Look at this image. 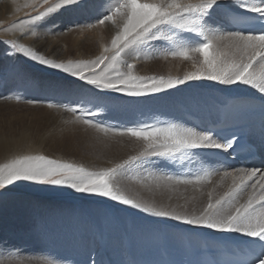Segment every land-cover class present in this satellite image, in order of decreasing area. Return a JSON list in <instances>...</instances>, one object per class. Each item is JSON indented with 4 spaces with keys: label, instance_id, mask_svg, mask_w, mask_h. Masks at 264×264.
Instances as JSON below:
<instances>
[{
    "label": "rangeland",
    "instance_id": "obj_1",
    "mask_svg": "<svg viewBox=\"0 0 264 264\" xmlns=\"http://www.w3.org/2000/svg\"><path fill=\"white\" fill-rule=\"evenodd\" d=\"M25 2L0 0V12L5 18L0 22V136L26 137L36 145L27 154H43L90 171L109 168L142 148L141 142L118 135L119 130L144 124L160 127L177 124L206 133V124L215 120L216 106L223 97L250 88L199 79L132 97L89 85L24 56L12 48L11 42L24 44L57 63L94 60L103 52V46L111 45L118 31V26L111 22L96 24L105 11L103 0H92L88 9L58 10L28 26L35 35L25 32L21 36L18 29L6 31L14 23L38 14L35 8L23 7ZM93 24L96 26L89 27ZM153 44L142 50L140 60H129L135 64V75L175 80L199 68L198 59L195 63L170 56L165 59L166 41ZM49 103L55 107L48 108ZM70 108L78 111L72 113L68 111ZM209 109L216 114L209 115ZM186 112L203 118L205 126H193L185 119ZM69 114L93 121L109 131L105 133L83 121L64 131ZM224 169L233 168L207 160L194 150L178 154L174 159L147 158L143 167H132L117 183L140 201L191 212L206 199L204 193L210 185L201 192L192 185L157 187L155 183L141 182V178L149 174L192 178L204 171ZM218 180L219 177H214L213 183ZM223 190V187L217 189ZM214 231L156 217L107 197L77 193L66 185L19 181L0 189V254L11 253L13 256L6 257H12L13 261L8 260L12 264H195L203 238L223 233ZM233 235L236 234L230 233L231 238H236Z\"/></svg>",
    "mask_w": 264,
    "mask_h": 264
},
{
    "label": "snow or ice",
    "instance_id": "obj_2",
    "mask_svg": "<svg viewBox=\"0 0 264 264\" xmlns=\"http://www.w3.org/2000/svg\"><path fill=\"white\" fill-rule=\"evenodd\" d=\"M108 4L109 0H103L105 11L96 24L111 22L118 26V31L111 45L103 47V52L94 60L57 63L16 41H12L11 46L41 65L59 69L97 88L123 92L132 97L157 93L173 84L199 79L221 85L249 86L264 96V0H111L110 7ZM44 5H48L47 8L39 11ZM90 6L92 0H58L57 3L26 0L23 7L35 8L38 14L14 23L6 31L18 29L21 36L25 32L35 35L28 26L61 9H88ZM161 40L168 43V50L163 53L165 59L170 56L194 63L198 59L197 71L175 80L135 75V64L129 60H140L143 49L153 47V42ZM47 106L55 107L52 103ZM68 111L76 113L78 110L70 108ZM83 122L105 133L109 131L88 119ZM117 134L141 142V150L98 171L43 154L17 155L0 164V189L19 181L66 185L77 193L107 197L156 217L254 238L261 242V250L253 253L248 264H264V168L204 171L192 178L151 174L141 178V182L155 183L157 187L192 185L201 192L210 185L204 193L206 199L191 212H178L175 208L140 201L128 195L117 183L118 178L125 176L132 167H143L147 158L174 159L178 154L194 150H221L231 154L236 139L228 136L214 138L210 133H199L177 124L163 127L144 124L124 128ZM214 177H219L216 183H213ZM222 187L223 191H217ZM180 207L185 208L184 205Z\"/></svg>",
    "mask_w": 264,
    "mask_h": 264
},
{
    "label": "bare ground",
    "instance_id": "obj_3",
    "mask_svg": "<svg viewBox=\"0 0 264 264\" xmlns=\"http://www.w3.org/2000/svg\"><path fill=\"white\" fill-rule=\"evenodd\" d=\"M242 11V10H241ZM3 14L0 12V22H2L5 18L2 16ZM246 15H255L251 13H246ZM24 42V41H23ZM24 45V44H23ZM104 47V46H103ZM202 80V79H201ZM216 83V82H215ZM243 86V85H242ZM243 88V87H241ZM205 92V91H204ZM235 92V91H234ZM202 93V92H201ZM222 94V93H221ZM232 94V93H230ZM207 95V93H206ZM224 96V95H223ZM214 97V96H213ZM201 98V97H200ZM241 100V101H240ZM206 101V100H204ZM240 101V102H239ZM256 101H262L264 102V96H262L259 92H257L255 89L250 88H243L239 89V91L235 92L233 95H225L222 99V102H218L216 106L217 115L214 117L215 120H213L212 123L216 124L217 122H220L221 117L224 118L225 115H228V117H236L237 110H240L242 106H251V105H257ZM211 102V101H210ZM210 104V103H208ZM210 105H213L210 104ZM208 106V105H207ZM258 106V105H257ZM207 108V107H206ZM208 114L212 116L216 114V111L213 110H207ZM185 115H190V113H185ZM195 115V114H194ZM193 115V116H194ZM209 116V117H211ZM199 119L200 125L205 126L203 122L205 120L198 116H196ZM174 119V118H173ZM177 119V118H175ZM212 119V118H211ZM234 119V120H233ZM232 123L240 120L237 118H233ZM231 121V119H228ZM83 120L75 116L74 114H69L67 116V123H65L64 131L70 129L71 127H74L77 124H80ZM84 123V122H83ZM179 123V122H178ZM117 124V123H116ZM211 124V123H210ZM264 124V122H263ZM61 126V125H60ZM207 126V125H206ZM56 128H59V126H56ZM189 128V127H188ZM206 128V127H205ZM61 129V128H59ZM62 131V130H61ZM196 131V130H195ZM109 138V136H108ZM110 139V138H109ZM108 139V140H109ZM115 139V138H114ZM31 140V139H30ZM113 140V139H112ZM251 140L256 145L259 146L261 152L264 151L262 147V142L259 138L255 136V134L251 135ZM136 141V140H135ZM134 141V142H135ZM92 142V141H90ZM139 142V141H138ZM34 145L32 142L28 141L26 137H22L20 139L15 138H6L4 136H0V164L6 163L8 160L12 159L14 156L21 155V154H27L31 153V151L34 149ZM118 145V144H116ZM129 145V144H128ZM36 146V145H35ZM136 147V146H134ZM62 157V156H61ZM208 160V159H207ZM176 164V163H175ZM212 166V165H211ZM214 166V165H213ZM256 164L251 165L250 167H255ZM215 167V166H214ZM234 167H241L238 163L234 162L232 165V168ZM186 168V167H185ZM218 168V167H217ZM206 170V169H205ZM191 188V187H190ZM194 189V187H193ZM12 190V189H11ZM15 191V190H14ZM211 230V229H210ZM212 231V230H211ZM215 232V231H214ZM217 232V231H216ZM113 233V232H112ZM186 233V232H185ZM61 234V233H60ZM68 236V235H67ZM177 236V235H176ZM203 236V235H202ZM236 238H231L230 233H222L220 236H211L208 235L203 238V242L205 243V256L202 257V255L199 253L198 258L195 261V264H229L234 263L237 259V255L239 253L240 255H244L247 252H251L252 254L254 252H258L261 250V242L259 240H256L254 238L244 237L239 234L233 235ZM178 237V236H177ZM58 238V237H57ZM89 238V237H88ZM123 238V237H122ZM158 238V237H157ZM106 239V238H105ZM104 239V240H105ZM136 239V238H135ZM142 239V237H141ZM172 240V239H171ZM55 241V240H54ZM190 242V241H189ZM61 243V242H60ZM73 243V242H72ZM57 244V243H56ZM105 244V243H104ZM51 245V244H50ZM153 245V244H152ZM156 245V244H155ZM52 246V245H51ZM58 246V245H57ZM135 246V245H134ZM174 246V245H173ZM236 247L235 249L233 247ZM150 247V246H149ZM148 247V248H149ZM155 247V246H154ZM193 247V246H192ZM94 248V247H93ZM124 249V248H123ZM122 249V250H123ZM126 249V248H125ZM165 249V248H164ZM71 251V250H70ZM157 251V250H156ZM167 251V250H166ZM1 252V251H0ZM3 252V251H2ZM6 253V252H5ZM73 253V252H72ZM77 253V252H76ZM177 253V252H176ZM4 254V253H3ZM0 254V264H12L9 259L13 261V259L6 257L9 255H12L11 253H7L6 255ZM81 254V253H80ZM60 255V254H59ZM135 255V254H134ZM153 255V254H152ZM13 256V255H12ZM65 256V255H64ZM82 256V255H81ZM90 256V255H89ZM120 256V255H119ZM128 256V254L126 255ZM114 257V256H113ZM146 257V256H145ZM184 257V256H183ZM178 258V256H177ZM46 259V258H45ZM90 259V258H89ZM115 260V259H114ZM172 260V259H171ZM117 261V260H116ZM119 262V261H118ZM92 263V262H91ZM143 263V262H142ZM86 264V263H85ZM117 264V263H116Z\"/></svg>",
    "mask_w": 264,
    "mask_h": 264
}]
</instances>
